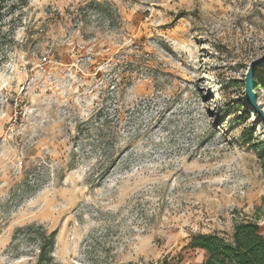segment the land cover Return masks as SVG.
I'll return each mask as SVG.
<instances>
[{
  "label": "rangeland",
  "instance_id": "obj_1",
  "mask_svg": "<svg viewBox=\"0 0 264 264\" xmlns=\"http://www.w3.org/2000/svg\"><path fill=\"white\" fill-rule=\"evenodd\" d=\"M2 2L0 264H197L264 219V0Z\"/></svg>",
  "mask_w": 264,
  "mask_h": 264
},
{
  "label": "trees",
  "instance_id": "obj_2",
  "mask_svg": "<svg viewBox=\"0 0 264 264\" xmlns=\"http://www.w3.org/2000/svg\"><path fill=\"white\" fill-rule=\"evenodd\" d=\"M22 4L26 0H19ZM2 10L3 2L0 0V39H2ZM256 87L254 91L264 92V69L256 75ZM248 114V110H245ZM253 128L243 130L240 134L242 142L253 149L260 161V167L264 173V145L253 137ZM264 200V194H263ZM56 233L53 231L42 233L38 239L37 264H49L51 262V250L54 245ZM190 249H200L206 253L202 264H264V236L260 232L258 224L254 221L243 219L236 222L229 237L217 233L193 234L189 242ZM153 264V263H151ZM157 264H171L162 260Z\"/></svg>",
  "mask_w": 264,
  "mask_h": 264
},
{
  "label": "water",
  "instance_id": "obj_3",
  "mask_svg": "<svg viewBox=\"0 0 264 264\" xmlns=\"http://www.w3.org/2000/svg\"><path fill=\"white\" fill-rule=\"evenodd\" d=\"M264 69V54L259 58L250 61L247 65L245 74H244V103L247 107L254 112L259 120L264 125V111L259 107L257 102V93L254 91L256 87V75L259 71Z\"/></svg>",
  "mask_w": 264,
  "mask_h": 264
},
{
  "label": "crops",
  "instance_id": "obj_4",
  "mask_svg": "<svg viewBox=\"0 0 264 264\" xmlns=\"http://www.w3.org/2000/svg\"><path fill=\"white\" fill-rule=\"evenodd\" d=\"M254 222H256L260 228V232L261 234L264 236V219H255L253 220ZM198 252H199V256L200 258L202 257L203 259H205L206 257V253L203 251V250H200V249H196ZM197 264H202L201 263V259L198 261Z\"/></svg>",
  "mask_w": 264,
  "mask_h": 264
}]
</instances>
